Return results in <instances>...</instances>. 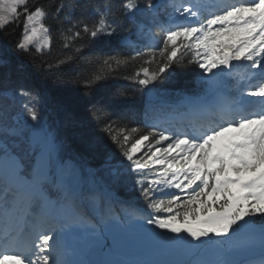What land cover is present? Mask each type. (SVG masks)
I'll list each match as a JSON object with an SVG mask.
<instances>
[{
    "label": "snow or ice",
    "instance_id": "obj_1",
    "mask_svg": "<svg viewBox=\"0 0 264 264\" xmlns=\"http://www.w3.org/2000/svg\"><path fill=\"white\" fill-rule=\"evenodd\" d=\"M66 7L69 5H56L55 15ZM94 10L91 23H70L60 29L63 47L85 36L91 41L111 38L118 32L114 17L131 18L146 11L156 27L150 39L162 34L158 43L136 49L134 55L123 59L108 57L103 63L111 68L113 63L118 67L143 60L128 78L149 94L177 68L189 64L200 69L205 86L204 95L185 97L176 106L187 109L181 128L152 125L144 133L139 127L129 128L112 119L102 104L92 105L91 118L100 134L81 132L82 145L92 151L104 150L110 187H130L144 205L140 211L130 203L119 202L125 222L140 220L143 226H151L145 231L153 237L197 248L227 241L233 242L234 249L247 247L255 241L233 238L245 231H258L264 249V0H238L233 4L189 0L186 5H157L147 0L143 7L139 0H121L119 7L103 3ZM161 10L167 13L162 20L158 19ZM48 17L49 11L42 4L0 0V31L13 24L23 26L15 45L18 52L43 55L51 50V29L44 23ZM71 59L67 57L58 65ZM6 61L7 53H0V62ZM225 77L234 83L229 86ZM106 78H86L82 86L91 89ZM15 95L30 98L22 107L34 122L33 132L26 136L22 129L0 123V211L5 217L18 210L39 215L48 227L27 243L20 240L19 232L9 238L6 229L0 264H81L70 258L73 249L66 243L67 237L79 231L86 201H95L101 195L109 206L90 231L96 234L110 228L118 219L112 207L115 198L110 190L97 193L74 185L67 177L74 175L76 168L67 162L57 164L58 174L53 172L57 137L37 111L32 93L20 88ZM65 122L78 124L71 113H66ZM49 184H56L61 199L54 210L37 209L38 202L46 199ZM187 264L245 262L225 256ZM258 264H264V256Z\"/></svg>",
    "mask_w": 264,
    "mask_h": 264
},
{
    "label": "trees",
    "instance_id": "obj_2",
    "mask_svg": "<svg viewBox=\"0 0 264 264\" xmlns=\"http://www.w3.org/2000/svg\"><path fill=\"white\" fill-rule=\"evenodd\" d=\"M146 2L147 0H139L142 7ZM37 3L44 5L49 11V17L44 23L51 29V50L43 55L35 51L18 52L15 45L22 36V24H13L0 31V42L7 46V61L0 62V123L6 122L10 127L22 129L26 136L31 135L34 122L22 107L30 98L15 95L16 90L20 88L28 89L32 97H35L36 109L43 120L53 129L57 140H63L65 143L66 149L61 147L64 158L70 154L81 157L83 161L95 167L97 176L111 182L109 169L104 163L105 151L86 149L81 143L80 133L87 130L100 134L91 118L94 104H102L108 115L123 126L139 127L144 133L149 130L143 123L147 119L148 92L139 90V86L128 78L143 60L130 61L118 67L110 61L113 63L111 68L103 63L108 57L123 59L130 54L134 55L131 49H125L127 46L116 41L121 30L129 31L131 21L124 15H118L114 17L118 26L116 37L91 41L85 36L83 40H77L72 46L65 48L60 39V29H66L70 23H91L95 19L96 6L111 3L114 7H119L121 0H30L31 5ZM60 3L69 7L56 16L55 6ZM71 5L76 7L73 9ZM138 18L149 21L151 17L145 11ZM109 19L113 17L110 16ZM67 57L72 58L70 62L58 65L59 61ZM152 67L155 68V65ZM199 75L200 69L195 64L177 68L164 83L157 85L158 90L168 97L175 98L194 94ZM94 76L107 78L95 83L91 89L84 88L83 80ZM121 92L125 95H119ZM66 113H71L78 124H67ZM53 186L54 184H49L47 187L51 196L57 193L56 187ZM113 188L122 195H132L126 191L128 186L123 184H116ZM259 223L258 220L257 225Z\"/></svg>",
    "mask_w": 264,
    "mask_h": 264
},
{
    "label": "rangeland",
    "instance_id": "obj_3",
    "mask_svg": "<svg viewBox=\"0 0 264 264\" xmlns=\"http://www.w3.org/2000/svg\"><path fill=\"white\" fill-rule=\"evenodd\" d=\"M208 1L209 0H203V1L197 0V2L200 3L210 4ZM160 2H161L160 4H162V1ZM138 14L139 12L136 13L135 16L128 18L133 20L137 18ZM164 15L167 16V13H164ZM149 27L150 28H147V24L141 20L136 26L132 27L131 33L120 35L119 38L122 43L135 45L138 44V41L139 42L151 41L154 43L153 46H155L156 42L158 41L159 35L157 36L156 40L150 39L151 32H155L156 28L153 24H151ZM134 34H136L137 36L135 37ZM6 51H7L6 44L0 42V53H4ZM202 88H203L202 91H205L204 85ZM154 92H153L154 97L159 96L156 94V92L155 93ZM152 100L153 99H150L149 101L151 102ZM66 162L73 165L76 168V173L74 175H69L67 177V179L70 182H72L74 185H77L83 190V187L86 184H88L87 191H94L97 193H103L105 190H110L113 196L121 198L115 191L112 190V188H110V184L107 183V181L101 180L95 174L92 173L88 177L85 170L82 169V166L76 160L70 158L67 159ZM128 201H130V204L136 207V204L134 203L133 199H129ZM88 202L91 204V207H93V214L91 215L92 218L91 225H94L96 224V221L100 219V216L103 214V210H102V207L104 205L103 196L101 195V197L95 201L88 200ZM108 203L109 201L106 202L105 205H108ZM112 207L116 210L117 214L118 213L119 214L117 215L118 219L116 221H113L112 226L110 228H107L103 231L98 230V232L94 234L90 231L91 226L89 227L81 226L79 229V233L81 234L82 241L88 243V246L90 244L89 240L95 237L96 235L107 236L108 239L107 244L109 245V247L115 249L114 252L117 251L119 254L121 253L120 255L117 256L121 260H125V262L128 264L129 262H135V261L150 262L151 264L159 256L168 253L171 249H177V248L183 249L192 262L198 260L210 261L211 259L216 260L219 258H224L229 253V250L233 249L232 241H227L217 245H211L207 248H197V247H190L189 245L186 244H175L164 241L162 239H158L156 237L151 236L149 232L145 231V228L150 229L151 226H143V222L140 220L125 222L126 215L122 211L123 208H121V212H119L118 209L121 207L120 205L114 203L112 204ZM85 214H89V213H85ZM33 217L34 216H32V218ZM24 219H25L24 212L22 214L21 212L17 214V217L14 220L16 224L12 223L14 221L7 222V217L2 215L0 217V239L1 240L4 239L2 235L4 236V227L6 225L7 226L16 225L14 228H12L13 232L10 233V238H11L12 236H14L15 232L19 230ZM31 231H32V227H29L26 229V231H23V234L21 236L19 233L20 240L27 243L29 239L33 237V235H30ZM96 238L98 237H95L90 241L97 240ZM85 248L88 247L85 246L83 249ZM233 252L236 251L233 250L231 253Z\"/></svg>",
    "mask_w": 264,
    "mask_h": 264
},
{
    "label": "water",
    "instance_id": "obj_4",
    "mask_svg": "<svg viewBox=\"0 0 264 264\" xmlns=\"http://www.w3.org/2000/svg\"><path fill=\"white\" fill-rule=\"evenodd\" d=\"M98 249L90 251L91 264H99L97 256L103 252V248L98 246ZM100 252V253H98ZM236 259V257H233ZM188 260L182 250L171 251L167 256L160 258L155 264H187Z\"/></svg>",
    "mask_w": 264,
    "mask_h": 264
},
{
    "label": "bare ground",
    "instance_id": "obj_5",
    "mask_svg": "<svg viewBox=\"0 0 264 264\" xmlns=\"http://www.w3.org/2000/svg\"><path fill=\"white\" fill-rule=\"evenodd\" d=\"M96 237H98L99 239L96 238L97 240L90 241L89 246H88V243L86 244V246L89 248L91 246V244L96 243V242H100V243L104 244L107 247L106 254H105V262H106V264H128V263L125 262V260H121V259L119 260V258L116 257L114 253L111 254V250L109 249L108 244H107V241H108L107 236H97L96 235ZM83 248H84L83 245H81L80 246V251H81V254H82L81 256L82 257L74 258V260L81 262V264H86V257H85V255H86V252H87L88 248H85V249H83ZM141 252H143V251H141ZM134 254H135V252H134Z\"/></svg>",
    "mask_w": 264,
    "mask_h": 264
}]
</instances>
